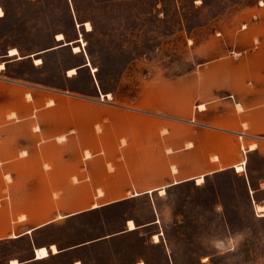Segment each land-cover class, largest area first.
Instances as JSON below:
<instances>
[{
  "label": "rangeland",
  "instance_id": "obj_1",
  "mask_svg": "<svg viewBox=\"0 0 264 264\" xmlns=\"http://www.w3.org/2000/svg\"><path fill=\"white\" fill-rule=\"evenodd\" d=\"M0 1L6 12L0 21V52L11 46L22 53L44 49L56 43L58 32H64L65 41L76 38L59 57L44 59V66L54 70L39 72L41 83L65 91L52 110L71 117L83 113L86 119L70 122L87 126H124L130 113L141 110L132 115L149 127L154 118L149 112L181 113L190 107L198 124L173 123L192 129L198 149L186 151L176 167L185 175L207 172L199 185L191 180L170 187L161 197L122 200L109 205L113 209L105 214L85 216L80 229L76 225L69 231L72 223L41 238L112 232L131 217L136 224L152 222L128 239L131 256L144 254L147 264H264V216L258 210L264 205V0ZM72 46L79 53L73 54ZM63 56H70L71 66L87 58L91 68L67 77V71L57 68ZM17 71L36 80L29 66ZM200 103L206 107L202 112L196 108ZM214 155L219 161L213 169L226 168L208 173ZM150 160L156 171L162 170L164 160ZM177 162L166 158L168 172L169 164ZM241 162L243 171L237 172L233 166ZM79 193L72 195L78 207L96 203L89 190L86 200L73 198ZM59 195L53 201L66 206L68 195ZM39 203L45 212L55 205L49 198ZM5 242L0 244V264L28 257L26 240ZM139 242L150 244L142 247Z\"/></svg>",
  "mask_w": 264,
  "mask_h": 264
},
{
  "label": "crops",
  "instance_id": "obj_2",
  "mask_svg": "<svg viewBox=\"0 0 264 264\" xmlns=\"http://www.w3.org/2000/svg\"><path fill=\"white\" fill-rule=\"evenodd\" d=\"M0 10V21H3L6 12L1 1ZM57 34H62L64 39L56 40ZM54 36L56 43L44 49L22 53L18 46H11L0 52V216H3L0 219V244L7 243V240L24 239L30 246L27 258L10 259L7 264H11L12 260H16L17 264H147L149 261L144 254L138 255L137 259L131 256L133 245L128 239L150 226L151 221L136 224L130 217L120 221L118 228L112 232L93 233L90 236L76 232L63 239L50 237L44 240L41 237L51 229L60 226L65 229L72 223L75 226L69 231L75 229L76 225L80 229L85 216L105 214L113 209L109 205L122 200L146 195L151 197L153 194L161 197L170 187L196 181L200 175L204 178L207 172L185 175L176 167L177 160L186 151L198 147L199 138L191 135L190 127L182 130L173 122L198 124L194 120V112L190 107L181 113L149 112L154 117L149 127L136 123V114L132 115L135 112L143 113L141 110L130 113L124 126L118 122H111L109 126L102 123L89 126L80 122L72 124V118L87 117L83 113H74L76 116L71 117L69 112L52 110L64 89L56 87V84L41 83L38 79L40 71L54 70L44 66V59L50 61L55 56L59 57L68 45L76 43V38L65 41L64 32L55 33ZM11 49L17 53L10 55ZM35 59H40L41 63H35ZM88 61L86 58L71 66L70 56H63L61 66L57 68L63 72L72 68H91ZM21 65L29 66L32 75L36 72V80L21 76L17 71ZM49 101H52V105L48 104ZM59 137H63V140L58 141ZM122 138L125 144L120 142ZM189 142L192 146L186 148ZM167 149L171 152L167 153ZM86 151L89 157L85 156ZM180 152L179 155L175 154ZM151 156L164 160L162 170H155ZM166 158L177 162V165L169 164V172ZM218 161L219 158L210 159L212 169ZM171 166L176 168L175 173L171 171ZM225 168L211 169L208 173ZM77 190L80 193L73 198L86 200L89 190V197L96 203H91L89 207H78L77 202H72V195ZM63 192L68 195L66 206L53 201L60 199L59 194ZM40 198H49L50 203L55 205H51L47 212L41 211ZM99 200L109 201L98 204ZM93 204L96 206L92 207ZM41 213H48L50 217L40 219L38 216ZM131 220L133 229L127 226ZM139 243L142 247L145 243L150 244ZM51 246L56 248L55 252ZM40 247L48 252L44 258L36 257L35 250Z\"/></svg>",
  "mask_w": 264,
  "mask_h": 264
},
{
  "label": "bare ground",
  "instance_id": "obj_3",
  "mask_svg": "<svg viewBox=\"0 0 264 264\" xmlns=\"http://www.w3.org/2000/svg\"><path fill=\"white\" fill-rule=\"evenodd\" d=\"M1 14H2V11L0 10V15H1ZM84 26H85V28H86L87 31L90 30V25H89L87 22L84 24ZM63 39H64V37H63L62 34H57V35H56V40L62 41ZM64 43H65V42H64ZM72 50H73L74 53H77V52L80 51V48H79L78 46H73V47H72ZM16 53H17V51H16L15 49H11V50L9 51V54H10V55H12V54H16ZM35 63H41V60H38V59H37V60H35ZM0 68H2V65H0ZM76 74H77V72H76L75 68H73V69H69V70L67 71V76H69V77H72V76H74V75H76ZM105 97L108 98V99H110V98H111V95L108 93V94L105 95ZM48 104H49V105H52V101H49ZM197 109H198L199 111H202V110L205 109V107H204L203 104H199V105L197 106ZM97 130L99 131V128H98V127H97ZM161 131H162V130H161ZM164 132H165V131H164ZM62 140H63V137H59V138H58V141H62ZM120 142H121L122 144H125V140H124L123 138L121 139ZM191 146H192V144H191L190 142L186 144V148H189V147H191ZM254 146H255V145H252V148H253ZM166 152H167V153H170L171 150H170V149H167ZM85 156H86V157H89V156H90V154H89L88 151L85 152ZM217 159H218V158H217L216 156H213V157L211 158V160H217ZM243 164H244V162H241L239 165H235V166H234V168L236 169L237 172H239V171H243ZM171 171H172L173 173H175V172H176V168H175L174 166H171ZM202 181H203V176H202V175H200L198 178H196V183H197V184H200ZM163 193H164V191L162 190V191H161V194H163ZM99 194H100V191H99ZM94 206H96V205L93 204L92 207H94ZM258 210H260V211L262 212L261 215L264 216V205H263V206H258ZM20 218H22V215H21V217H19V219H20ZM127 226L129 227V229H133V228H134V224H133L132 220H131V221H128ZM153 238H154V241H155V242L158 241V235H154ZM51 250H52L53 252H55V251H56V248H55L54 246H51ZM35 253H36V257H37V258H44V257H46V256L48 255V252H47L46 248H44V247L36 248ZM11 264H17V261H16V260H12V261H11ZM139 264H142V263H139Z\"/></svg>",
  "mask_w": 264,
  "mask_h": 264
},
{
  "label": "clouds",
  "instance_id": "obj_4",
  "mask_svg": "<svg viewBox=\"0 0 264 264\" xmlns=\"http://www.w3.org/2000/svg\"><path fill=\"white\" fill-rule=\"evenodd\" d=\"M229 246H230V249H231V250H234V248H235V243H234V241H230V242H229ZM217 247H220V246H217Z\"/></svg>",
  "mask_w": 264,
  "mask_h": 264
}]
</instances>
